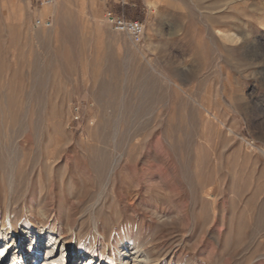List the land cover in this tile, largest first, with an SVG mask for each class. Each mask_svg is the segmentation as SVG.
Returning a JSON list of instances; mask_svg holds the SVG:
<instances>
[{
  "label": "rangeland",
  "instance_id": "374dc122",
  "mask_svg": "<svg viewBox=\"0 0 264 264\" xmlns=\"http://www.w3.org/2000/svg\"><path fill=\"white\" fill-rule=\"evenodd\" d=\"M3 226L101 264H264V0H0Z\"/></svg>",
  "mask_w": 264,
  "mask_h": 264
},
{
  "label": "bare ground",
  "instance_id": "6f19581e",
  "mask_svg": "<svg viewBox=\"0 0 264 264\" xmlns=\"http://www.w3.org/2000/svg\"><path fill=\"white\" fill-rule=\"evenodd\" d=\"M12 228L9 232L4 226L1 228L4 234L0 233V264H7L10 255L12 261L9 264H30L32 261V264L102 263L103 257L98 260L95 253L89 254L88 251L76 257L78 250L72 246L73 241L53 228H25L24 231L18 230L16 226ZM130 259H133L132 264H152L144 252L138 254L125 251L119 256L122 264H129Z\"/></svg>",
  "mask_w": 264,
  "mask_h": 264
},
{
  "label": "built area",
  "instance_id": "2783aa9c",
  "mask_svg": "<svg viewBox=\"0 0 264 264\" xmlns=\"http://www.w3.org/2000/svg\"><path fill=\"white\" fill-rule=\"evenodd\" d=\"M31 5L33 6L34 10L42 11V9L50 7L54 4L55 0H29ZM105 20L112 30L115 32H121L127 34L131 41L135 44L142 43L146 29L145 24L139 20H130L124 15H120L118 13H114L108 10L105 14ZM35 27L37 28H51L53 25V20L51 17H38L35 19L34 22ZM82 106V105H81ZM80 105L74 107L72 110V123L75 125H80L82 121V111ZM76 127V129H79Z\"/></svg>",
  "mask_w": 264,
  "mask_h": 264
}]
</instances>
